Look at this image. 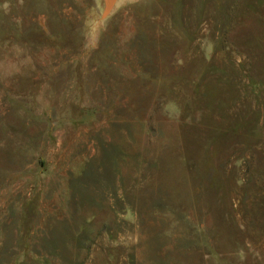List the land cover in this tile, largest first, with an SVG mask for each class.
Instances as JSON below:
<instances>
[{
  "label": "rangeland",
  "instance_id": "rangeland-1",
  "mask_svg": "<svg viewBox=\"0 0 264 264\" xmlns=\"http://www.w3.org/2000/svg\"><path fill=\"white\" fill-rule=\"evenodd\" d=\"M0 0V264H264V0Z\"/></svg>",
  "mask_w": 264,
  "mask_h": 264
},
{
  "label": "water",
  "instance_id": "water-1",
  "mask_svg": "<svg viewBox=\"0 0 264 264\" xmlns=\"http://www.w3.org/2000/svg\"><path fill=\"white\" fill-rule=\"evenodd\" d=\"M116 0H107L106 2V6L103 12V16H105L106 14H108V12L111 10V8L113 7L114 3Z\"/></svg>",
  "mask_w": 264,
  "mask_h": 264
}]
</instances>
